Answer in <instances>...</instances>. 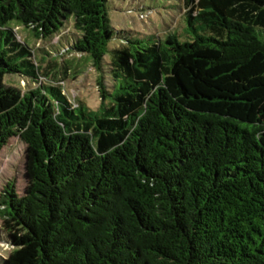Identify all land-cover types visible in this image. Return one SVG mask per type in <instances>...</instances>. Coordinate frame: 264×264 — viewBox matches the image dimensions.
Wrapping results in <instances>:
<instances>
[{
    "label": "trees",
    "instance_id": "trees-1",
    "mask_svg": "<svg viewBox=\"0 0 264 264\" xmlns=\"http://www.w3.org/2000/svg\"><path fill=\"white\" fill-rule=\"evenodd\" d=\"M106 3L0 0V150L26 144L28 179L0 202L5 264H264V0H182L183 33L151 43L115 31ZM67 24L58 53L100 72L119 39L97 109L40 83L16 30Z\"/></svg>",
    "mask_w": 264,
    "mask_h": 264
},
{
    "label": "rangeland",
    "instance_id": "rangeland-1",
    "mask_svg": "<svg viewBox=\"0 0 264 264\" xmlns=\"http://www.w3.org/2000/svg\"><path fill=\"white\" fill-rule=\"evenodd\" d=\"M106 4L112 28L127 36L134 35L145 43H151L157 38L163 39L168 33L182 34L184 31L182 0H107ZM16 30L18 38L27 41L35 51L34 58L42 73L40 83L59 82L73 103L81 102L90 109L99 107L97 79L101 74L105 87L111 89L109 71L112 66L109 60L112 49L119 45L118 38H112L108 42L103 69L100 72L92 65L87 55L58 53V49L61 50L60 53L66 50L69 40L62 36H68L69 30H72L71 24H67L52 38L46 39L33 38L31 31L22 26ZM180 39L183 40L184 36H180ZM59 40L62 41L61 44ZM4 81L21 90L35 86V83L23 80L18 74H5ZM27 181L26 144L18 136H12L0 150V202L9 184L14 185L18 195H23ZM2 208L0 205V210ZM4 218L0 214V264H5L13 249L10 232L4 226Z\"/></svg>",
    "mask_w": 264,
    "mask_h": 264
}]
</instances>
